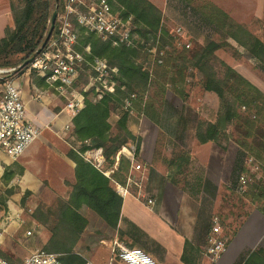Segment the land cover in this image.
Wrapping results in <instances>:
<instances>
[{"label": "trees", "instance_id": "1", "mask_svg": "<svg viewBox=\"0 0 264 264\" xmlns=\"http://www.w3.org/2000/svg\"><path fill=\"white\" fill-rule=\"evenodd\" d=\"M109 1L112 10L123 19L131 18L133 33H137L146 42H154L161 31L163 43L159 44L153 61V74L147 66L150 62L146 63L142 59L143 46L139 41L135 46L113 45L110 39L103 40L98 34L86 33L81 28L80 44L89 45L91 49L87 57H103L110 66H116L118 84L113 92L105 93L97 101L90 97L92 94L85 92L83 107L72 118L73 141L68 156L76 166L75 182L70 184L69 197H59L56 203L50 205L39 204L32 213L35 221L49 232L44 249L59 253L60 257L72 255L90 223L89 213L97 215L113 230L116 229L123 197L115 190L113 183L126 185L131 167L127 157L120 155L117 158V154L123 146H134L137 158L142 142L141 136L128 127L129 110L123 107V100L136 90H145L152 80L159 81L161 72L167 79L161 83L163 88L168 83L182 97L185 96L186 70H194L192 74L200 80L202 87L217 94L221 102L218 118L214 122L199 121L196 138L201 144L220 143L223 139H232L229 127L233 123L239 125L243 134L238 133L239 138L233 137L232 140L239 149L263 162V176L248 183L243 195L250 198L252 204L264 213V93L222 61L220 63L225 70L222 74L218 73L215 52L230 46L228 41L212 40L195 49L184 47L174 53L164 54L162 62L158 63L159 51L164 48L170 35L162 24L163 11L151 0ZM62 8L63 0L58 3L56 0H22L20 4L14 5L12 14L15 26L13 29L8 28L6 35L0 37V67H15L11 72L13 74L24 70L27 66H19L30 56L36 55L48 32L52 12L57 9L60 14ZM201 8L209 21L264 64V40L261 36L252 33L212 2L206 1ZM57 23L56 21L52 35L57 30ZM32 75L36 76L33 72ZM41 81L39 84H45L43 79ZM134 105L140 113L158 121L150 110L151 104L146 103L143 97L139 101L136 99ZM116 110H120L121 114L114 126L109 119ZM77 143L80 144L78 148ZM94 148H102L104 163L101 168L88 162L83 156L85 151ZM191 159L192 154L187 150H181L166 159L167 179L180 185V177ZM242 169L246 171L245 167ZM106 171H110L109 175L105 174ZM13 175V172L6 171L5 181L8 182ZM12 192L13 190H8L9 194ZM1 254L10 261L3 251Z\"/></svg>", "mask_w": 264, "mask_h": 264}, {"label": "crops", "instance_id": "2", "mask_svg": "<svg viewBox=\"0 0 264 264\" xmlns=\"http://www.w3.org/2000/svg\"><path fill=\"white\" fill-rule=\"evenodd\" d=\"M21 1L0 0V37L6 35L8 28H14L12 8ZM151 1L163 8V0ZM220 1L214 2L224 9L252 8V32L264 40V0ZM242 74L246 76L245 72ZM11 77L21 89L26 119L40 127V134L17 160H12L0 149V182L6 183L4 173L15 174L14 169L18 164L24 171L20 181L25 182L28 189L36 193V189L42 188V181H50L67 199L71 192L70 184L75 182L76 166L68 156L70 144L65 138L73 130L72 109L53 87L45 82L39 84L42 79L29 71L24 69L11 74ZM252 83L264 93V74H254ZM132 131L136 133L137 130ZM137 133L142 136L139 156L147 164L143 170H134L140 173L141 188L131 183L125 186L114 182L118 193V185L128 188L127 193L120 194L123 203L116 229L113 230L97 215L89 213L90 223L74 247V253L59 257L58 264H127L114 254V240L128 247L142 248L162 264H264V213L257 207H251L235 224L228 227L216 212L217 195L204 194V184H220V179L210 172L222 168V156L214 164L212 150L204 154L210 168L209 175L205 183L198 184V190L188 192L181 184L167 179L165 160L170 156L158 154L156 157V143L149 151L144 145L143 133ZM203 167L207 168L206 165ZM140 189L154 199L152 205L138 197ZM7 207L18 209L19 205L15 201H8ZM215 217L218 218L217 222ZM216 225L218 230L213 228ZM20 229H9L4 242L3 252H9L8 257L12 262H22L31 251L42 247L48 240V233L36 222L24 233ZM28 230L31 231L28 234L31 237L26 233ZM212 236L226 242L225 250L216 259L207 253ZM25 237L35 238L27 245L23 240Z\"/></svg>", "mask_w": 264, "mask_h": 264}, {"label": "rangeland", "instance_id": "3", "mask_svg": "<svg viewBox=\"0 0 264 264\" xmlns=\"http://www.w3.org/2000/svg\"><path fill=\"white\" fill-rule=\"evenodd\" d=\"M206 1L212 2L217 6L219 5L216 2H221L220 0H163V8H160L163 11L162 24L171 37L168 36L167 42L161 50H164V54L181 50L184 47L179 45V38L182 39L181 42L189 43L190 46L186 48L190 49H195L199 45H206L212 40H227L230 46L222 47L215 52L217 57L215 62L216 70L219 74L224 72L225 68L220 63L222 61L252 83L254 74H264V64L252 57L243 46L229 37L224 31L217 27L215 23L206 18L201 10V7H203ZM222 9L237 22L243 24L248 29L250 27L249 30L252 32L251 27H253L252 24L254 21L252 19V8ZM239 11L241 13H239ZM62 12L60 14H62ZM128 19L130 20V26L132 28L131 18ZM57 24H59V22ZM178 27L181 28V35L176 32ZM81 28L82 27L78 26L79 38L82 33ZM134 34L139 41L144 40L140 38L137 33ZM157 36H159V41L157 43L156 41L152 42V40H150L147 46L145 41L141 50V54L144 55L142 59H145L146 63L148 61L150 62V64L147 63V66L150 71L152 70L151 72H153V74V59L156 55L155 49H158L159 44L163 43L161 31L158 32ZM79 38L76 49L80 52H84L87 57V55L91 53V49L88 53L86 47L89 45L82 46ZM149 48H151L152 52L149 51ZM87 59L88 62L83 63L78 69L79 74L69 97L72 98L77 95L79 96V94L84 95L85 92H89L90 95L92 94L90 97L93 101H97L100 100L97 95V89H104L106 91L105 93L114 91L115 86L118 84L116 79L118 68L116 66H111L109 77L107 76L106 81L103 82V80L100 81L97 79V72L92 66L93 58L89 59L87 57ZM186 71V88L185 96L183 97L174 92L168 83H166L163 88L161 83H164V81L166 82L167 79L165 80L166 76L162 72L158 77L159 81L152 80L145 90H136L134 93L128 94L123 100V107L129 110L128 127L130 129L132 128L131 130H137L135 133L136 135L141 136L137 132L143 133L145 138L144 145L149 151L152 150L154 143H156L154 147L156 157L158 154H168L172 157V155L181 150H187L192 154L191 161L185 166L184 173L180 177L181 185L186 188L188 192L198 190V184L201 182L205 183L206 177L209 175L210 168L207 166L204 154L212 150L215 156L214 164H216L222 156V168L220 170L217 168L210 172L216 179H220V184H204L202 187L206 190L204 191V194H207L206 196L217 195L218 206L216 212L221 216L222 220H225L224 223L229 227L231 224H235V222L251 207H256L252 204L250 198L243 195L244 191H238V176L247 174L249 177H252L253 180L255 178H260L263 176V162L247 152L246 156V153L237 147L238 145L232 139L233 137L239 138L238 133L243 134V131L239 128V125L234 123L229 127V132L233 134L232 139L226 138L221 140L220 143H208V145L205 146L200 145L201 143H199L196 138V127L199 121L202 120L214 122L218 118L221 110V102L216 93L207 91L202 87L200 80L192 74L194 70ZM242 72H245L246 76L243 75ZM106 86H112L113 88L111 91H108L105 89ZM132 94H135V97H132ZM59 95L63 102L69 104V98L61 94ZM141 97H143L146 103L151 104L152 107L150 110L154 117L158 119L157 122L147 117L144 113H140L136 105H134L136 99L139 101ZM120 114L121 111L116 110L110 116L109 120L114 126ZM70 134L71 133L67 134L65 138L71 148L73 137L72 134ZM79 145L80 144L77 143V148ZM121 150L122 148L119 150L117 158L120 155H124L131 162L129 155H127V153H121ZM133 159L134 163L141 165V170L146 168L147 164L142 162L139 155L137 158L134 155ZM218 164L221 165V162ZM218 164L216 166L219 167ZM204 165H206L207 168L203 167ZM244 167L246 171L242 169ZM14 171L15 174L9 183L0 182V213L2 214L8 210V201H15L17 205H19V208L23 210L22 218L24 221L21 225L13 227H21L20 230L24 233L26 229L32 228L33 222L37 223L32 217V213L39 204H54L59 197L64 199L65 197L60 194V191L53 187V184H50V181H42V188L36 189L37 192L34 193L32 190L28 189V185L26 186L25 182L20 181L21 176L24 175L23 168L17 164ZM108 172L110 173V171ZM128 177L131 178V182L133 180L139 182L140 173L134 171L130 167ZM128 181L129 179L127 178V182ZM8 190H13V192L9 194ZM215 216L219 217L218 215ZM42 227L48 233L49 238L48 230L43 225ZM10 229H12V227ZM29 237L23 239L27 245L35 238L34 237L32 240V238L30 239ZM45 244L42 247H44ZM8 253L9 252L4 251V254L8 255Z\"/></svg>", "mask_w": 264, "mask_h": 264}, {"label": "built area", "instance_id": "4", "mask_svg": "<svg viewBox=\"0 0 264 264\" xmlns=\"http://www.w3.org/2000/svg\"><path fill=\"white\" fill-rule=\"evenodd\" d=\"M62 11V14L57 16L56 21L59 24H57L55 34L51 35L45 47L34 56L25 70L35 73L48 86L69 98L68 105L72 109V114L75 115L83 107L85 97L83 94L72 98L69 96L78 77L79 67L88 62L85 53L76 49L79 38L78 26L84 28L86 32L98 34L103 39H110L113 45L135 46L139 40L132 32L130 20H125L114 12L109 0H63ZM176 32L180 34L181 28L178 27ZM181 40L179 38V45L190 46L189 43H183ZM155 41L156 43L159 41V36H156ZM139 42L141 45L145 44L144 40ZM146 43L148 46V42ZM86 50L89 53L90 46L86 47ZM155 50L156 55L153 61L157 56V49ZM149 51L152 52L151 48ZM163 55L164 50H160L158 63L162 62ZM92 66L97 72V79L105 82L111 69L107 59L95 56L92 59ZM15 69V67H0V149L7 153L12 160H17L22 156L40 134V127L26 119V106L21 89L9 74ZM112 88V86L105 87L108 91H111ZM97 91L99 99L106 92L104 89H97ZM132 97H135V94H132ZM120 152L127 153L131 158V169L137 171L142 169L140 164L134 163V146H123ZM83 156L98 168H101L104 163L102 148L87 150ZM105 173L109 172L106 171ZM128 179L127 186L133 183L141 188L138 181L133 180L131 182V178L128 177ZM252 180V177L247 174H241L237 185L238 191H245L248 183ZM118 191L123 195L128 192V188L118 185ZM138 197L144 198L148 205L154 203V199L141 189L138 192ZM22 213L23 210L20 208H8L6 212L0 215V264H58L60 254L47 251L44 247L31 251L22 262H11L1 254L9 229L13 226H19L23 222ZM217 220L218 218L215 217L216 222ZM213 228L218 230L217 225ZM30 233L31 231L28 230L27 234ZM225 248L226 242L224 240L214 236L209 238L207 253L210 257L218 258ZM112 250L121 261L127 264H162L144 249L128 247L119 240L112 242Z\"/></svg>", "mask_w": 264, "mask_h": 264}, {"label": "water", "instance_id": "5", "mask_svg": "<svg viewBox=\"0 0 264 264\" xmlns=\"http://www.w3.org/2000/svg\"><path fill=\"white\" fill-rule=\"evenodd\" d=\"M56 2L58 3L59 0H56ZM57 16H58V10H54L52 12V15H51V19H50V26H49V29H48V32L45 36V39L44 41L42 42L41 46L37 49L36 51V54L40 53L42 51V49L45 47V45L47 44L48 40L50 39L52 33H53V30L55 28V24H56V20H57ZM35 55L33 56H30L28 59H26L19 67H23V66H27L28 63L34 58Z\"/></svg>", "mask_w": 264, "mask_h": 264}]
</instances>
